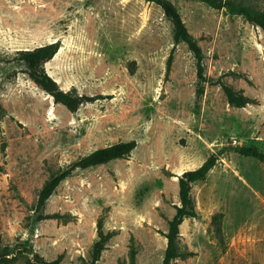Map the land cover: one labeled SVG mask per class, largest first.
Masks as SVG:
<instances>
[{"label": "rangeland", "instance_id": "rangeland-1", "mask_svg": "<svg viewBox=\"0 0 264 264\" xmlns=\"http://www.w3.org/2000/svg\"><path fill=\"white\" fill-rule=\"evenodd\" d=\"M169 1L202 48L204 82L153 2L0 0V264L90 261L100 227L110 238L96 264H162L179 177L210 157L174 264H264V158L239 152L264 156V31L226 8ZM232 1L264 11V0ZM55 42L47 73L64 91L98 97L76 112L17 60ZM222 84L251 102L229 104ZM132 140L127 158L74 169L44 209L57 216L38 218L53 174Z\"/></svg>", "mask_w": 264, "mask_h": 264}, {"label": "trees", "instance_id": "trees-1", "mask_svg": "<svg viewBox=\"0 0 264 264\" xmlns=\"http://www.w3.org/2000/svg\"><path fill=\"white\" fill-rule=\"evenodd\" d=\"M159 5L166 17L173 25V34L175 45L184 43L188 49L193 53L196 59L197 75L200 82L206 81L204 53L198 44L196 38L189 32L182 16L177 7L169 0H147ZM208 5L222 9L226 8L232 15L242 16L251 24L260 27L264 31V11L255 10L250 6L238 4L232 0H198ZM60 43L55 42L47 45L37 47L32 50L20 51L17 60L26 66V71L29 77L40 86L46 93L51 95L57 103L63 104L71 112H76L80 105L86 102H92L98 97H87L78 94L75 90L64 91L60 88L56 80L51 77L44 68V64L50 61L59 51ZM173 55L170 56L169 65L171 64ZM223 91L227 97L229 104L235 107H244L250 103L242 91H236L233 88L222 84ZM203 93L202 89L198 90V95ZM2 108L0 107V112ZM137 147L136 141L118 142L116 144L99 148L83 158L76 161L72 166L61 170L51 176L41 189L36 205V212L38 218L49 219L57 215H46L44 209L47 206L49 199L56 192L59 185L67 179L72 171L76 168L89 169L100 165H105L111 161L127 158L132 151ZM239 152L258 159L264 156L250 147L239 149ZM215 158L210 157L202 166L195 170L184 172L179 177V197L180 205L176 207V213L169 222L167 238V248L164 254L162 264H174V260L179 257L177 241L180 236V227L182 223L188 218H195L197 216L194 200L191 196L192 185L204 181L209 172L215 166ZM110 238V233H105L102 227L99 230V239L95 242L93 247V255L90 261L73 264H96L105 249L106 243ZM44 264H61L58 260L52 262L44 261Z\"/></svg>", "mask_w": 264, "mask_h": 264}]
</instances>
